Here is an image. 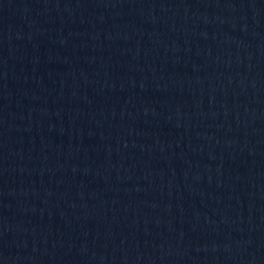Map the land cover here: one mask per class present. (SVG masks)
<instances>
[{"label":"water","instance_id":"water-1","mask_svg":"<svg viewBox=\"0 0 264 264\" xmlns=\"http://www.w3.org/2000/svg\"><path fill=\"white\" fill-rule=\"evenodd\" d=\"M0 264H264V0H0Z\"/></svg>","mask_w":264,"mask_h":264}]
</instances>
